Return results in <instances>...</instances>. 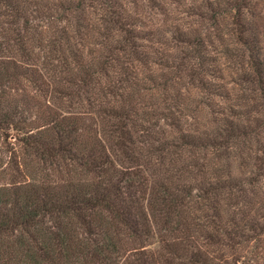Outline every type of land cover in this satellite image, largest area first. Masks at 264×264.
I'll use <instances>...</instances> for the list:
<instances>
[{
	"label": "trees",
	"instance_id": "16d2710c",
	"mask_svg": "<svg viewBox=\"0 0 264 264\" xmlns=\"http://www.w3.org/2000/svg\"><path fill=\"white\" fill-rule=\"evenodd\" d=\"M0 264H264V0H0Z\"/></svg>",
	"mask_w": 264,
	"mask_h": 264
}]
</instances>
